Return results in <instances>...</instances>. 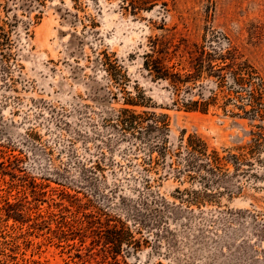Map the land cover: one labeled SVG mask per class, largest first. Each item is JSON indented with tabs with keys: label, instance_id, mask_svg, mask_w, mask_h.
<instances>
[{
	"label": "rangeland",
	"instance_id": "rangeland-1",
	"mask_svg": "<svg viewBox=\"0 0 264 264\" xmlns=\"http://www.w3.org/2000/svg\"><path fill=\"white\" fill-rule=\"evenodd\" d=\"M243 63L264 85V0H0V264H264Z\"/></svg>",
	"mask_w": 264,
	"mask_h": 264
},
{
	"label": "trees",
	"instance_id": "trees-1",
	"mask_svg": "<svg viewBox=\"0 0 264 264\" xmlns=\"http://www.w3.org/2000/svg\"><path fill=\"white\" fill-rule=\"evenodd\" d=\"M147 58L152 59L151 55H146ZM159 62L154 59L151 64H148V61L144 62V67L146 70H148L151 74V72L154 74L155 78L163 79V80H170L173 87H177L178 84H183L184 81L180 80V76L176 74L177 77H175L174 81L170 79V76L168 74V68L164 67L163 65H158ZM231 75L235 81V83L238 86L243 85L244 83H250V87L252 88L249 92V99H250V106H251V112L253 113V118L257 117L260 120L264 119V85L260 81V79L256 75V71L246 65L245 63L237 66V68L233 71H231ZM257 79V82H252V80ZM124 105L130 106V107H137L139 106V103H137L134 98L127 97L124 100ZM185 106V111H197L205 112V109L202 105V107H196L197 102L192 103L190 107ZM124 115L129 114L130 119L132 120H126L124 119V125L128 129H134L137 124L134 119H136L137 116H135L134 111H130L128 109H123L122 111ZM164 125V124H163ZM256 128H261L260 126H256ZM252 136L255 137V139L251 140L249 145L247 146L249 155L253 156L255 153H258V151L264 147V136L260 133H255ZM186 148H187V154L192 157L194 160H200L201 158L211 160L213 165L218 164L220 161L219 158L216 156V154L208 155L206 154L207 148L206 145L198 138L194 136H189L186 141ZM244 155H237L233 156V159L240 163L242 160H244ZM195 162V161H194ZM193 163H190V168L193 169L192 166ZM197 166V165H196ZM200 167V166H199ZM123 231V226H121L120 229H117V227L114 225L110 227L107 231H105L106 235L103 238L105 245H111L113 248L120 247L122 243L121 233ZM130 235V234H129ZM139 243V242H137ZM138 246V245H137ZM116 252V251H114Z\"/></svg>",
	"mask_w": 264,
	"mask_h": 264
}]
</instances>
